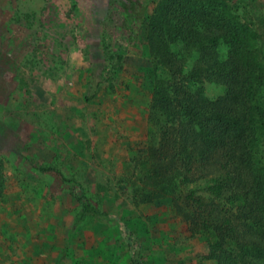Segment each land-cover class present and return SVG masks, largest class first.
I'll return each mask as SVG.
<instances>
[{"label": "rangeland", "instance_id": "1", "mask_svg": "<svg viewBox=\"0 0 264 264\" xmlns=\"http://www.w3.org/2000/svg\"><path fill=\"white\" fill-rule=\"evenodd\" d=\"M133 1L152 8L153 0H0V264H130L117 219L144 264H213L204 236L168 200L138 203L132 192L149 64L142 41L124 36L142 35L128 14ZM229 1L264 29V0ZM99 64L103 83L84 101ZM203 89L209 99L222 94ZM84 203L106 215L101 224L74 222Z\"/></svg>", "mask_w": 264, "mask_h": 264}, {"label": "trees", "instance_id": "2", "mask_svg": "<svg viewBox=\"0 0 264 264\" xmlns=\"http://www.w3.org/2000/svg\"><path fill=\"white\" fill-rule=\"evenodd\" d=\"M151 4L148 11L132 2L128 14L142 35H124L142 41L149 62L132 192L138 203L168 200L188 229L204 236V260L264 264V29L242 20L229 0ZM103 71V64L92 66L84 101L103 83ZM205 84L221 86L222 94L207 98ZM104 216L84 203L74 222L101 224ZM116 222L129 263L144 264L132 232Z\"/></svg>", "mask_w": 264, "mask_h": 264}, {"label": "crops", "instance_id": "3", "mask_svg": "<svg viewBox=\"0 0 264 264\" xmlns=\"http://www.w3.org/2000/svg\"><path fill=\"white\" fill-rule=\"evenodd\" d=\"M85 82H86V81H85ZM84 87H85V85H84ZM84 87H83V88H84Z\"/></svg>", "mask_w": 264, "mask_h": 264}, {"label": "flooded vegetation", "instance_id": "4", "mask_svg": "<svg viewBox=\"0 0 264 264\" xmlns=\"http://www.w3.org/2000/svg\"><path fill=\"white\" fill-rule=\"evenodd\" d=\"M9 131V130H8ZM10 132V131H9Z\"/></svg>", "mask_w": 264, "mask_h": 264}]
</instances>
